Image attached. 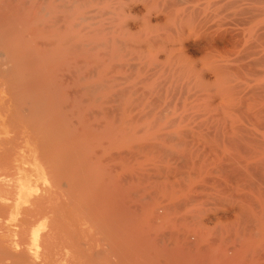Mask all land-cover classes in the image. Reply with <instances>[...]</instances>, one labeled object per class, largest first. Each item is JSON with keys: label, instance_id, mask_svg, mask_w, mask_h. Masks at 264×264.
I'll return each mask as SVG.
<instances>
[{"label": "bare ground", "instance_id": "1", "mask_svg": "<svg viewBox=\"0 0 264 264\" xmlns=\"http://www.w3.org/2000/svg\"><path fill=\"white\" fill-rule=\"evenodd\" d=\"M0 264H264V0H0Z\"/></svg>", "mask_w": 264, "mask_h": 264}]
</instances>
